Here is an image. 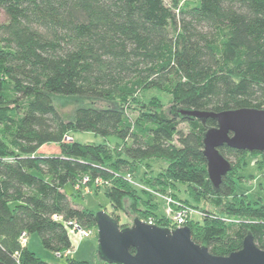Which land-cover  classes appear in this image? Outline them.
Segmentation results:
<instances>
[{
    "label": "trees",
    "instance_id": "trees-1",
    "mask_svg": "<svg viewBox=\"0 0 264 264\" xmlns=\"http://www.w3.org/2000/svg\"><path fill=\"white\" fill-rule=\"evenodd\" d=\"M181 1L0 0L1 264H51L21 244L22 234H37L56 256L73 249L68 222L96 235L95 213L63 191L84 178L87 187L99 179L132 225L152 219L175 230L153 195L163 193L199 210L185 227L211 255L239 251L247 235L264 251V206L235 194L247 157L258 158L264 177V155L220 147L231 170L215 190L202 140L216 123L180 114L264 110V0ZM153 91L168 104L156 95L144 103ZM54 97L116 106L79 107L65 119ZM75 133L113 138V149L80 144ZM150 160L165 166L155 174ZM143 164L137 188L126 176L136 183Z\"/></svg>",
    "mask_w": 264,
    "mask_h": 264
},
{
    "label": "water",
    "instance_id": "water-1",
    "mask_svg": "<svg viewBox=\"0 0 264 264\" xmlns=\"http://www.w3.org/2000/svg\"><path fill=\"white\" fill-rule=\"evenodd\" d=\"M180 114L193 119L210 118L216 123V127L204 133L202 140L208 179L215 190L231 170V164L219 153L220 147L226 145L264 155V110L181 111ZM95 221L98 258L107 264H264V251L256 247L251 235L244 238L239 251L217 257L196 245L186 227L168 230L134 221L131 227L121 229L103 211L95 213Z\"/></svg>",
    "mask_w": 264,
    "mask_h": 264
},
{
    "label": "rangeland",
    "instance_id": "rangeland-1",
    "mask_svg": "<svg viewBox=\"0 0 264 264\" xmlns=\"http://www.w3.org/2000/svg\"><path fill=\"white\" fill-rule=\"evenodd\" d=\"M196 0H182L181 5L187 2H193ZM163 2L170 6V0H163ZM4 21V17L0 16V23ZM158 96L162 103L167 105L169 102V97L163 94H158L155 91L142 94V101L147 103L152 96ZM54 106L58 110V112L63 116L65 119H71L79 107L85 106H94V107H106V106H116L115 104L111 103H104V102H97V101H90V100H82L78 98H62V97H54L53 98ZM132 109V108H131ZM131 109H126L127 114L132 119L137 117L136 111H131ZM180 128L186 131V126L182 125ZM72 138L80 143V144H102L107 143L110 148L113 149V143L115 140L113 138H108L107 140L102 139L101 137L95 136L92 133H75L72 135ZM52 151V150H49ZM255 156L247 157V166L244 170H241L239 173V180H237L238 187L235 192L238 196H243L244 200L249 201L250 203H257L261 206H264V177L261 172L258 171L257 166L255 165ZM150 165L156 174L161 167L165 165L156 160H150L147 162ZM145 169V165H141L138 169V173L136 176V186L140 188L139 185V178ZM131 178V177H130ZM99 188L103 189L104 184H94L91 187L83 186L74 188L71 184H67L64 187V193L67 197L71 200V202L80 208H85L93 213H98L103 211L110 215L111 217L115 218V216L119 219V226L123 229L125 227H130L132 225L133 216L131 214L123 213L121 211L114 210L109 200L106 196L102 193L103 191L99 190ZM81 189V192H79ZM181 190L184 188H180ZM160 196H164L166 194L158 193ZM168 196V195H167ZM183 197V194H180ZM156 201L161 204L162 198L155 197ZM204 201H201L202 204ZM197 210L196 212H198ZM160 212L162 211V206L160 205ZM198 217V214L194 215ZM141 222V220H140ZM175 227V226H173ZM70 239L73 245L72 251L66 252L63 256L52 254L46 251L40 243L39 236L37 234H33L27 237V248L33 252L37 258L44 262H48L51 264H66V258L69 257L75 261H82L86 262L87 264H107L101 261L98 258L97 254V238L96 235L93 234L89 238L81 239L77 234L70 232Z\"/></svg>",
    "mask_w": 264,
    "mask_h": 264
},
{
    "label": "built area",
    "instance_id": "built-area-1",
    "mask_svg": "<svg viewBox=\"0 0 264 264\" xmlns=\"http://www.w3.org/2000/svg\"><path fill=\"white\" fill-rule=\"evenodd\" d=\"M68 139V138H67ZM126 179L135 187L137 183L133 182V180L130 178L129 175L126 176ZM88 179L84 178L82 181V185L86 186L88 184ZM94 184H103L99 179H97ZM93 184V185H94ZM138 188V187H137ZM153 195L158 198H162V210L167 220H169L173 226H175V229L178 228H184L188 217L194 216L198 214L196 211L190 209V208H183L179 203L175 202L170 196L164 195L160 196L158 193H154ZM200 215V214H198ZM142 223H146L149 225H156L152 219L148 220H141ZM67 226L70 227V232H73L77 234L81 239L89 238L92 235V232L90 230H84L80 227L76 226L72 222H68ZM20 242L22 245L26 244L27 242V236L25 234H22L20 236Z\"/></svg>",
    "mask_w": 264,
    "mask_h": 264
}]
</instances>
